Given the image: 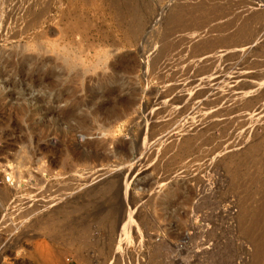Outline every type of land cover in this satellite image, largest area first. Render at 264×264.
Returning <instances> with one entry per match:
<instances>
[{"label":"rangeland","instance_id":"rangeland-1","mask_svg":"<svg viewBox=\"0 0 264 264\" xmlns=\"http://www.w3.org/2000/svg\"><path fill=\"white\" fill-rule=\"evenodd\" d=\"M44 1L0 0V264H264L252 240L263 232L241 225L264 207L258 1L249 11L245 0ZM201 6L208 19L166 30L169 15ZM136 20L138 35L127 27ZM226 22L244 24L253 50L199 49L204 37L226 38L229 29L216 30ZM9 169L27 182L9 185ZM116 173L126 186L117 200L134 221L113 232L108 258L103 229L85 241L67 232L64 242L34 224L63 203H85L93 216L103 199L88 191ZM166 192L176 195L170 207L160 202Z\"/></svg>","mask_w":264,"mask_h":264},{"label":"bare ground","instance_id":"bare-ground-1","mask_svg":"<svg viewBox=\"0 0 264 264\" xmlns=\"http://www.w3.org/2000/svg\"><path fill=\"white\" fill-rule=\"evenodd\" d=\"M47 0H45L44 2H46ZM49 1V0H48ZM48 1H47V3H48ZM202 1V0H201ZM212 1V0H211ZM217 1H219V0H217ZM244 1V0H243ZM242 1V2H243ZM255 1H258V4H259V6H258V9L257 10H254V11H256V12H253L254 14H256L257 16H259V17H261V18H259V19H263L262 17H264V0H245L243 3H245L246 5H245V7L247 6V10L248 9H253L252 7L255 5V4H257V3H255ZM43 2V5H45L46 6V4ZM200 2V1H199ZM203 2V1H202ZM236 3H238L237 1H235ZM217 3V2H216ZM223 3V2H222ZM243 3H240V4H243ZM255 3V4H254ZM49 4V3H48ZM200 4V3H199ZM212 4H213V2H212ZM42 5V6H43ZM44 6V7H45ZM132 6V5H131ZM207 5H205V7H206ZM213 6V5H212ZM240 6V5H239ZM242 6H244V4L242 5ZM120 6H118V8H119ZM128 7V6H127ZM195 7V6H194ZM205 7H203V6H201V9L198 7V9L197 8H195V9H190L189 11H185V12H183V11H179V12H177V13H172L173 15L170 17V15L168 16L169 18H167L168 20H167V25H169V24H171V25H175V26H177V27H179V25L181 24L182 25V22H184V21H190V19H195L197 16H200V18H201V16L204 14L203 12H204V8ZM118 8H116V10L118 9ZM186 8V7H185ZM257 8V7H256ZM200 9V10H199ZM206 9V8H205ZM236 9V8H235ZM47 10V7H46V9H45V11ZM121 10V9H120ZM126 10H128V9H126ZM173 10V9H172ZM176 10V9H175ZM182 10V9H181ZM193 10H196L195 12H197V13H195L194 11L192 12ZM213 10V9H212ZM221 10V9H220ZM246 10V11H247ZM44 11V10H43ZM118 11H119V9H118ZM122 11V10H121ZM210 11V10H209ZM240 11H242V10H240ZM245 11V13H247ZM41 13H42V11H40ZM190 12H192V13H190ZM221 12V11H220ZM242 12H244V10L242 11ZM119 13H120V11H119ZM118 13V14H119ZM207 13V12H206ZM240 14V12H237V14ZM244 13V14H245ZM249 13V12H248ZM170 14V13H169ZM210 14V13H209ZM218 14V13H217ZM34 15H37L36 16V18H37V20H39V18H38V15H39V12L36 14V13H34ZM215 15V14H214ZM213 15V16H214ZM219 15V14H218ZM225 15V14H224ZM224 15H222V16H224ZM232 15H234V14H232ZM240 15H243V13L242 14H240ZM246 15H248V14H246ZM250 15V14H249ZM167 16V15H166ZM207 14H205V17L204 16H202L203 18H207ZM210 16V15H209ZM216 16V15H215ZM226 16V15H225ZM224 16V17H225ZM245 16V15H244ZM251 16L253 17V15L251 14ZM32 17V14L30 15V18ZM39 17H40V15H39ZM43 17V16H42ZM41 17V18H42ZM212 17V16H211ZM232 18H230V19H228V20H231V19H233V16H231ZM256 17V16H255ZM29 18V19H30ZM213 18V17H212ZM219 18V17H218ZM223 18V17H222ZM235 19H236V17H234ZM242 18V17H241ZM254 18V17H253ZM34 19H35V17H34ZM34 19L32 18V20L34 21ZM208 19V18H207ZM235 19H233V20H235ZM247 19V18H246ZM245 19V20H246ZM249 19V18H248ZM250 19H251V17H250ZM32 20H29V21H31L32 22ZM138 20V19H137ZM135 21V22H133V23H131V24H128L127 25V27H128V30H130V32L132 33V34H134V35H138V32H139V30H140V25H139V20L138 21ZM213 20V19H212ZM244 20V21H245ZM134 21V20H133ZM165 21H166V19H165ZM200 21V20H199ZM221 21V20H220ZM238 21H240V20H238ZM263 21V20H262ZM35 22H37L36 20H35ZM34 22V23H35ZM131 22H132V20H131ZM235 22V21H234ZM243 22V21H242ZM251 22V21H250ZM129 23V22H128ZM166 23V22H165ZM165 23L163 24V25H165ZM169 23V24H168ZM193 23V22H192ZM184 24H187V23H184ZM246 24V23H245ZM249 24V23H248ZM167 25H165V26H167ZM171 25H169V27H167V29L166 30H169L170 28H172L171 27ZM188 25V24H187ZM187 25H186V27H187ZM189 25H190V23H189ZM195 25V24H194ZM232 23H230V22H226L225 24H223V25H221L220 27H216L217 29V31L218 32H221V33H223V31L225 32L226 31V29L228 30H230V32L226 35L227 37L226 38H224V36L223 37H216L215 39H208L207 37V39L208 40H205L206 38L204 37V40L201 42V43H199V41H198V45L197 46H199V44H200V47H199V49H201V50H207L208 51V49H210V50H213V48H217V47H219V46H223V45H226V44H228V46L231 44V45H236V46H240V47H237V48H240V51H243L244 53H243V55L245 54V52L247 53V51H248V53H249V50H253L252 49V47H253V44H251V42H250V38H249V36H250V32L248 33V31H246V29H244V26H242V25H244V24H242V25H239V26H237V28H231L232 27ZM237 25V24H236ZM175 26H174V29H175ZM183 26V25H182ZM182 26H180V27H182ZM185 26V25H184ZM183 26V27H184ZM202 26V25H201ZM249 26V25H248ZM163 28V29H164ZM169 28V29H168ZM177 29V28H176ZM191 29V28H190ZM216 30H214V31H216ZM164 31V30H163ZM173 31V29H171V31H169V32H172ZM176 31V30H175ZM204 31V30H203ZM208 31V30H207ZM129 32V33H130ZM167 32V31H166ZM196 32V31H195ZM187 33V32H186ZM247 33L249 34V36L247 35ZM163 34H167V33H163ZM168 34H170V33H168ZM218 34V33H217ZM252 34V33H251ZM163 36H165V35H163ZM190 36V35H189ZM214 36V35H213ZM215 36H216V34H215ZM221 36V35H220ZM136 37V36H135ZM252 37H254V36H252ZM256 37V36H255ZM164 38H166V37H164ZM257 39V38H256ZM253 41V40H252ZM161 44V43H160ZM264 45V44H263ZM232 46V47H233ZM227 47V46H226ZM193 48H195V47H193ZM198 48V47H197ZM259 48V47H258ZM257 48V49H258ZM225 49V48H224ZM235 49V48H234ZM260 49V48H259ZM198 50V49H197ZM219 50V49H218ZM237 51V50H236ZM239 51V52H240ZM260 51H262V50H260ZM259 52V51H258ZM195 53V52H194ZM252 53H254V52H252ZM251 53V54H252ZM250 54V55H251ZM74 56V55H73ZM179 56V55H178ZM203 56V55H202ZM233 56V55H232ZM246 56H248V55H246ZM62 57V56H61ZM64 57V56H63ZM67 57V56H66ZM264 57V56H263ZM262 57V58H263ZM60 58V57H59ZM73 58H75V57H73ZM157 58V57H156ZM235 58V57H234ZM256 58V57H255ZM258 58H259V56H258ZM257 58V59H258ZM65 59V58H64ZM67 59V58H66ZM63 60V59H62ZM69 61V60H68ZM215 61V60H214ZM263 61V60H262ZM64 62V61H63ZM66 62V61H65ZM256 62V61H255ZM258 62V61H257ZM260 62V61H259ZM238 63V62H237ZM249 63H251L250 62V60H249ZM66 64V63H65ZM71 64H73V63H71ZM70 64V65H71ZM67 65H69L68 63H67ZM34 84V83H33ZM32 84V85H33ZM10 93H8V95H9ZM16 94V93H15ZM18 94V93H17ZM11 95V94H10ZM23 95V94H22ZM20 96V97H22L23 98V96ZM35 99V98H34ZM19 100H20V98H19ZM22 100V99H21ZM1 101V100H0ZM3 101V100H2ZM23 101V100H22ZM36 142H38V141H36ZM33 144L35 145V147H36V145H39L38 143H34L33 142ZM255 147V146H254ZM251 150H252V148H251ZM88 151V150H87ZM127 156V155H126ZM251 158V157H250ZM259 158V157H258ZM248 159V158H247ZM259 160V159H258ZM249 161V160H248ZM251 161V160H250ZM258 163V162H257ZM256 163V164H257ZM246 164V163H245ZM227 166V165H226ZM246 166V165H245ZM7 167V166H6ZM5 167V168H6ZM42 167V166H41ZM13 168V167H12ZM17 169L19 168L18 167V164H17V167H16ZM40 168V167H39ZM223 169V168H222ZM6 170V169H5ZM46 170V169H45ZM51 170V169H50ZM17 171H19V170H17ZM17 171H15L14 169H9L8 171H6L7 173H6V175H7V180H8V184L9 185H11V184H13V183H18L19 182V184H21V183H24L26 180H24V176H23V174L24 173H20V172H17ZM42 171V170H41ZM43 171H44V169H43ZM123 171V170H122ZM127 171V170H126ZM125 171V172H126ZM31 172V171H30ZM45 173V172H44ZM127 173V172H126ZM31 174V173H30ZM29 174V175H30ZM104 174V173H103ZM124 174V173H123ZM123 174H120V173H116V175H114V176H111L109 179H107V180H105V181H103V182H100L99 184H96L95 186H93L89 191H88V193L90 194V193H95V194H97V195H99L100 196V198L101 199H103L102 201V203L101 204H99V203H97V202H99V200H101V199H99L98 198V201L95 203V205H97V204H99V205H97V206H94V208H92L93 209V211H92V214H93V216L92 215H89V214H91V213H89V214H87L86 213V211L88 212V210H90L91 208H89V207H86V208H84L85 206H87V205H85V203H84V206L82 205L83 203H81V205H82V208H80L81 209V211L79 210V211H77V207H75V206H77L76 204H75V206H74V208L76 209H74L73 207L71 208L69 205H66V204H62V205H60L58 208L56 207V209L55 210H50L51 212H48V213H46V214H43V215H40V217L38 216H35L36 217V219H34V218H32V219H34L33 220V222H35V221H39L40 223L42 222L43 223V225L44 226H46L45 225V223L46 224H48V228H50V230H52L53 231V235H54V237L56 236V238H55V241H56V239H57V236L59 237L60 235H61V239L62 240H64V235L65 234H67V232H70V234H72L74 237H76V240H77V238L78 237H83L84 238V241L85 240H87V237L89 236H92V233H91V231L92 230H95L97 227L99 228V229H103V231H104V234H105V242L102 244V253H103V255L105 256V257H107L108 258V256H110L109 254H111V245H113V244H111V242H112V237H113V232L115 231V230H117V228H119V229H123V230H125V229H127V228H129L128 227V225H131V223H133V221H134V218L132 219L131 218V216L130 215H128V216H126V213L125 212H127L126 211V206H124V208H123V206H122V204H121V201H120V203L118 202V195L119 194H122V193H125L124 191V189L126 188V186L122 183V184H120L121 183V181L123 182V179H122V175ZM32 175H35L34 173L32 174ZM36 176V175H35ZM35 176H34V179H35ZM221 176V175H220ZM33 177V176H32ZM38 177V176H37ZM36 177V178H37ZM95 177V176H94ZM125 177H126V174H125ZM124 177V178H125ZM128 177V176H127ZM30 178L31 177H29V179L28 180H30ZM96 178V177H95ZM89 179V178H88ZM37 180V179H36ZM38 180H40V179H38ZM125 180V179H124ZM227 180V179H226ZM31 181V180H30ZM30 181H28V182H30ZM33 181V180H32ZM41 181V180H40ZM211 181V180H210ZM27 182V181H26ZM127 182V181H126ZM38 183V182H37ZM85 183V182H84ZM227 183V182H226ZM36 184V183H35ZM147 184V183H146ZM241 184V183H240ZM149 185V184H148ZM200 185V184H199ZM261 185V184H260ZM66 187V186H65ZM151 187V186H150ZM205 187V186H204ZM9 188V187H8ZM61 188V187H60ZM153 188V187H152ZM258 188V187H257ZM0 189H2V188H0ZM68 190V189H67ZM206 190V189H205ZM1 191L2 190H0V193H1ZM47 191V190H46ZM58 191V190H57ZM3 192H4V190H3ZM11 192V190L9 191V193ZM42 192V191H41ZM43 192H45V191H43ZM54 192H56V191H54ZM5 193V192H4ZM50 193V192H49ZM34 194V193H33ZM126 194V193H125ZM170 194V193H169ZM169 194H168V192H166V193H164L163 194V196L161 197V200H160V202L161 203H164L166 206L168 205L169 207H170V205L172 206V203H173V201H174V199L175 198H173V197H176V195L174 196H171V197H169ZM6 195V194H5ZM54 195V194H53ZM91 195V194H90ZM264 195V194H263ZM4 196V195H3ZM2 196V197H3ZM31 196V195H30ZM38 196V195H37ZM47 196V195H46ZM122 196V195H121ZM26 197V196H25ZM24 197V198H25ZM62 197V196H61ZM82 197H84V196H82ZM81 197V198H82ZM90 197V196H89ZM91 197H92V195H91ZM90 197V198H91ZM94 197L96 198V196L94 195ZM93 197V198H94ZM260 197V196H259ZM263 197V196H262ZM5 198H6V196H5ZM8 198V197H7ZM53 198V197H52ZM249 198V197H248ZM28 199V198H27ZM92 199V198H91ZM97 199V198H96ZM96 199H94V200H96ZM177 199V198H176ZM23 200V199H22ZM53 200H55V197L53 198ZM82 200H83V198L81 199V202H82ZM87 200V199H86ZM125 200V199H124ZM44 201V200H43ZM48 201V200H47ZM67 201V200H66ZM69 201V200H68ZM73 201V200H72ZM71 201V202H72ZM78 201V200H77ZM76 201V202H77ZM117 201V202H116ZM128 201V200H127ZM126 201V202H127ZM29 202V201H28ZM45 202V201H44ZM50 202V201H49ZM52 202V201H51ZM65 202V201H64ZM71 202L69 203V204H71ZM91 202V201H90ZM94 202V201H93ZM39 203V202H38ZM46 203H48V202H46ZM46 203H44V204H46ZM58 203V202H57ZM68 203V202H67ZM117 203H119L118 205H117ZM128 203V202H127ZM126 203V204H127ZM130 203V202H129ZM135 203V202H134ZM245 203V202H244ZM244 203H242L243 205H244ZM264 203V202H263ZM50 204H52V203H50ZM74 204V203H73ZM90 204V203H89ZM121 204V205H120ZM131 204H132V200H131ZM148 204H150V202L148 203ZM152 204V203H151ZM175 204V203H174ZM242 204H240V205H242ZM79 205V204H78ZM92 205V204H91ZM94 205V204H93ZM130 204H128V206H129ZM133 205V204H132ZM157 205V204H156ZM163 205V204H162ZM240 206V211H239V213L241 214V215H243L244 216V214H246L247 213V211H246V207H247V204L245 205V206ZM250 205V204H249ZM257 205V204H256ZM264 205V204H263ZM43 207H44V205H42ZM46 206L48 207V205L46 204ZM46 206H45V208H46ZM73 206V205H72ZM134 206V205H133ZM152 206V205H151ZM161 206V205H160ZM262 206V205H261ZM29 207V206H28ZM42 207V208H43ZM80 207V206H79ZM79 207H78V209H79ZM123 208V210H122V208ZM132 207V206H131ZM156 207V206H155ZM33 208V207H32ZM41 208V209H42ZM44 208V209H45ZM49 208V207H48ZM54 208V207H53ZM89 208V209H88ZM31 209V208H30ZM40 209V207H39V205H36L35 206V208H33V210H32V213H36L38 210ZM168 209V208H167ZM236 209V208H235ZM261 211H259V212H257L256 211V213H254V214H252V215H250V220L249 221H245L246 220V218H245V220H242L241 221V225H242V227L244 226V228H246V230L245 231H247L248 233H252V231H253V229H256L257 228V226H258V228H260L261 229V231L263 232V234H264V207H261ZM26 210V209H25ZM28 210V209H27ZM31 210H30V212H31ZM134 210V209H133ZM164 210V209H163ZM91 211V210H90ZM89 211V212H90ZM165 211H166V209H165ZM164 211V212H165ZM30 212H28L29 214H30ZM83 213V212H85V216H83V218H80V217H82V215L81 214H78V213ZM168 212V211H167ZM132 213V212H131ZM160 214H162L163 212H159ZM166 213V212H165ZM74 214H75V216H74ZM167 214V213H166ZM27 215V214H26ZM86 215L87 216H91V218L90 219H92V220H89V219H85L86 218ZM159 215V214H158ZM32 216V215H31ZM243 216H242V219H244L243 218ZM85 217V218H84ZM162 217V216H161ZM160 217V218H161ZM165 217V216H164ZM239 217V216H238ZM88 218V217H87ZM240 218V217H239ZM32 221V220H31ZM121 221H122V223H121ZM33 222H32V224H33ZM39 222H37V223H39ZM121 223V224H120ZM34 224H36V222L34 223ZM240 225V224H239ZM38 226H40V225H38ZM161 227V226H160ZM30 228V227H29ZM93 228H95V229H93ZM98 228H97V230H98ZM195 228V227H194ZM47 229V228H46ZM154 229V228H153ZM152 229V230H153ZM159 229H161V228H159ZM165 229V228H164ZM164 229L162 228V232H164ZM49 230V229H48ZM195 230V229H194ZM51 231V232H52ZM64 231H66L65 233H64ZM122 231V230H121ZM126 231V230H125ZM244 231V232H245ZM256 231V230H255ZM49 232V231H48ZM51 232H49V233H51ZM124 232V231H123ZM254 232V231H253ZM102 233V232H101ZM125 233V232H124ZM123 233V234H124ZM127 233V232H126ZM166 233H167V230H166ZM256 233V232H255ZM48 234V233H47ZM120 232H119V236H120ZM123 234H121V235H123ZM262 234V233H261ZM63 235V236H62ZM71 235V236H72ZM95 235V234H94ZM118 235V234H117ZM116 235V236H117ZM165 235V234H164ZM177 235L179 236L180 235V233H178L177 232ZM184 235V234H183ZM251 235V234H250ZM253 235V234H252ZM251 235V236H252ZM255 235V234H254ZM67 236V235H66ZM69 236V235H68ZM118 236V237H119ZM150 236V235H149ZM163 236V235H162ZM178 236H177V238H178ZM256 237H254V238H252V240L254 239V241H255V245H256V247H257V250L255 251V252H258L257 254H261L260 252L262 251V249H263V240L264 239H262L263 237H261V236H258L257 234L255 235ZM264 236V235H263ZM117 237V238H118ZM123 237V236H122ZM164 237H166L165 239L167 240V238H168V236L167 235H165ZM59 238V239H60ZM71 238V237H70ZM83 238H81V239H83ZM91 238V237H90ZM117 238H114V240H116ZM121 238V237H120ZM169 238H170V236H169ZM182 238V237H181ZM180 238V239H181ZM74 239V238H73ZM162 239V238H161ZM164 238H163V240H165ZM65 240H66V238H65ZM65 240H64V242H65ZM79 240H80V238H79ZM92 240V239H91ZM89 241V243H88V241H87V243L88 244H91V245H93L94 243H95V241H97L96 239H95V241ZM120 240V239H119ZM124 240V239H123ZM163 240H161L160 242H162ZM61 241V240H60ZM67 241V240H66ZM70 241V240H69ZM74 241H75V239H74ZM82 241V240H81ZM81 241H78V242H81ZM100 241H102V240H100ZM117 241H118V239H117ZM182 241V240H181ZM71 242H72V240L70 241V242H68V243H70L71 244ZM76 242V241H75ZM98 242V241H97ZM115 242V241H114ZM113 242V243H114ZM82 243H84L83 245H86L85 244V242H82ZM119 243V242H118ZM162 243H164V242H162ZM253 243V242H252ZM60 244V243H59ZM61 244H64V245H66V243H61ZM70 244H67V246L68 245H70ZM73 244V243H72ZM71 244V245H72ZM75 244V243H74ZM95 245V244H94ZM97 245H99L98 243H97ZM120 245V244H119ZM87 246V245H86ZM100 246V245H99ZM113 246H115V245H113ZM120 246H122V245H120ZM82 247H84V246H82ZM82 247H81V249H82ZM88 247V246H87ZM168 247V246H167ZM173 247V246H172ZM255 247V246H254ZM84 248H86V247H84ZM90 248V247H89ZM88 248V249H89ZM119 248H121V247H119ZM80 249V248H79ZM80 249V250H81ZM100 248H98L97 250H99ZM91 250V249H90ZM101 250V249H100ZM99 250V251H100ZM114 249H112V251H113ZM165 250V249H164ZM90 252V251H89ZM93 252V251H92ZM172 252V251H171ZM113 253H114V251H113ZM101 254V253H100ZM166 254V253H165ZM178 254V253H177ZM91 255V254H90ZM99 255V254H98ZM113 255V254H112ZM92 256V255H91ZM96 255H94L93 254V256L92 257H95ZM254 256V255H253ZM114 257V256H113ZM177 257V256H176ZM175 257V258H176ZM258 257V256H257ZM96 258V257H95ZM112 258V257H111ZM183 258V257H182ZM181 258V259H182ZM262 258V257H261ZM171 260V259H170ZM261 260V259H260ZM165 261V260H164ZM172 262V261H171Z\"/></svg>","mask_w":264,"mask_h":264}]
</instances>
